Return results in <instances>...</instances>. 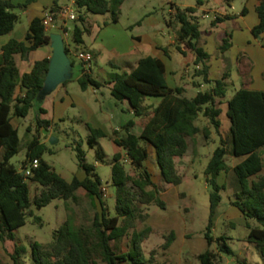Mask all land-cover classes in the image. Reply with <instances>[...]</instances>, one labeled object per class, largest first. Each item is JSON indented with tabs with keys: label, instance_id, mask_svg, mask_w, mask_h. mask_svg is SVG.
Masks as SVG:
<instances>
[{
	"label": "trees",
	"instance_id": "obj_1",
	"mask_svg": "<svg viewBox=\"0 0 264 264\" xmlns=\"http://www.w3.org/2000/svg\"><path fill=\"white\" fill-rule=\"evenodd\" d=\"M34 0L15 3L12 0H0V36L11 33L20 20L16 9H23ZM125 0H76L79 16L72 30L76 43H82L85 34L92 30V21L88 13L111 14L113 21H118L121 6ZM173 17L170 25H178L177 44L195 54L193 65L196 75L213 85L199 90L194 96L185 94L184 86L171 87L166 78V65L158 57L151 55L141 57L131 71L113 72L107 83H111L112 95L118 100L127 99L137 119H131L123 127L125 135L114 134V142L123 150L113 155L112 182L116 188V213L112 215L107 207L102 190L103 183L96 172V166L86 161L85 153L79 148V167L86 176L80 179L75 176L71 181L58 173L43 158L48 149L39 136L28 143L26 159L22 169L33 159L38 158L39 166L32 176L26 177L11 159L20 151L19 129L12 123V118L26 117L37 99L48 72L50 57L35 61L32 69L20 73L15 54L27 57L32 51L51 42V33L45 28L42 17L31 20L24 39L11 38L1 46L0 53V240H13L15 253L12 254L15 264H24L21 257L26 247L17 239L16 230L27 223L28 214H32L34 203L38 208L50 204L54 199H63L69 212L62 225L54 231L53 240L49 243L32 242L31 257L33 264H120L131 260L140 262L144 259L142 243L152 231L151 227L137 229L139 221H146L148 212L143 205L157 204L165 207L161 197L162 187L155 181L146 161L154 157L160 169L161 183L164 191L171 185L182 182L178 172L177 157L183 156L189 149L190 141H194L199 133L207 139L211 136L210 126H201V116L207 118L216 132L220 133L222 120L221 104L226 99L230 87L231 73L225 72L220 78L209 79L207 61L210 54L200 45L202 34L197 8H182L172 3ZM59 0H55L51 11L57 18L60 10ZM84 11H83V10ZM259 22L252 31L256 37L264 34V0L257 5ZM245 12V9L243 10ZM230 15L218 16L212 24L222 22ZM68 27L65 30L68 31ZM231 45L228 34L221 44L226 50ZM68 53L70 48L66 45ZM73 64L74 61L72 60ZM83 63V70L78 82L83 89L100 88L104 84L91 74V68ZM252 62L247 56L238 57V68L242 76L243 86L228 99V117L230 128L227 135H220L218 145L206 168L207 181L213 190L210 195L211 215L214 216L221 200V191L227 188L226 182H219L222 172L233 171L236 176V198L232 200L242 215L247 219L254 218L258 225L247 221L249 239L257 243L264 257V165L259 150L264 147V90H254L249 86L252 82ZM69 80L62 84H66ZM21 92L17 94V89ZM148 96L160 97L157 104L146 105ZM38 127L48 129L51 121L42 115L47 109L39 106ZM142 130L139 134L132 131L136 124ZM89 125L90 142L93 145L97 138L106 133L102 129ZM144 142V144L142 143ZM100 155V153H98ZM241 157L235 165L227 162V156ZM129 161L134 168L132 174L126 167ZM29 180L38 182L41 189L32 200ZM84 189L95 205L98 198L102 205L100 212H95L88 222H78L77 213L69 208V201L78 202V191ZM39 218V217H37ZM131 238L127 250L122 249L121 242L126 236ZM174 230L167 235L165 248L175 241ZM209 248L198 255L201 264H222V254L234 253L226 236L215 237L212 234V220L205 233ZM217 242V249L211 246ZM0 264H4L0 258ZM150 264H156L151 254ZM241 264H250L241 261Z\"/></svg>",
	"mask_w": 264,
	"mask_h": 264
},
{
	"label": "rangeland",
	"instance_id": "obj_2",
	"mask_svg": "<svg viewBox=\"0 0 264 264\" xmlns=\"http://www.w3.org/2000/svg\"><path fill=\"white\" fill-rule=\"evenodd\" d=\"M172 2L179 3L181 6L186 2L197 4V0H126L119 16L123 24L131 25L132 22L141 21L151 15L160 21L161 31L169 39L170 33L173 32V29L171 30L167 25V22L173 17ZM201 7L199 12L202 14L204 10L212 11L218 5L214 2L211 4L205 2ZM16 11L20 14V20L16 25L17 30H19L23 25L28 26V16L23 13L21 8L16 9ZM230 11L240 12L241 8L236 5L235 9L231 8ZM75 12L78 18V7H76ZM88 16L95 25L102 26L107 18H111L110 13H88ZM76 19H65L68 22L69 30L64 37L66 45L70 48L69 55L75 63V75L68 81V87L76 97H81L100 109V113H103V115L100 114V118L105 119L103 122L107 125L108 132L97 138L92 145L88 124L94 123V121L88 122L87 116L84 114L85 111L80 105L67 108L64 116H62L63 118L55 117L53 110L48 107L50 112L42 116L49 119L51 125L48 131L41 130L38 127L39 106L47 102L44 99L40 101V104L36 102L26 117H19V119L14 120L19 129L20 151L12 157L11 162L19 170H22V163L27 156V145L34 137L39 136L41 141L48 147L43 154V158L58 173L71 181L75 176L85 173L79 167L78 152L80 148L85 153L86 161L95 164L96 172L100 175L103 186L107 187V195L104 198L110 213L114 215L116 213V188L112 182V162L114 153L120 149L113 140L114 129H118L117 135H125L126 130L123 126L131 119H137V117L127 101L118 100L112 95L111 89L106 83L96 89L90 88L84 91L81 88L77 77L82 73L83 63L78 55L83 51V45H78L73 37L72 30ZM199 21L201 27L210 25V19L208 18L199 17ZM58 22L63 23V19L59 18ZM234 25H236V22H234ZM174 26L176 27V24ZM218 28L217 32L223 33L222 26ZM149 30L151 29L147 22H143V26L137 29V31L142 32ZM48 31L50 33L59 31L56 21ZM220 43H223L222 40H220ZM175 56L182 58L178 51L175 52ZM99 62L101 64L106 63L105 57L101 56ZM96 68L97 65L93 62V75L97 79L104 81L110 77L106 70L98 71ZM190 68L193 70L192 66ZM190 72L187 74L193 77L194 71ZM186 80L189 89L186 95L191 97L197 93L199 87L192 86L191 80ZM239 84L240 77L235 70L228 90V98L233 95ZM198 124L201 126L209 124L213 134L211 133V136L207 139L202 133H199L194 141H190L188 151L183 156L177 157L178 172L182 176L180 184L171 185L164 191L160 169L154 157L146 161L154 180L159 182L162 187L161 197L165 201V207L157 204L143 205L142 208L148 212L149 217L144 222L139 221L137 229L152 228V231L142 243L144 259L140 262L122 261L120 264H150L151 254L154 256L156 264H201L198 255L209 248L205 233L210 220H212V234L216 238L226 236L228 244L234 250L232 255L222 254V264H241V261H247L250 264H264V257L257 243L249 239V229L246 225L247 221L253 225H258L257 220L254 218L247 219L232 203V200L236 198L235 191L237 189L236 176L233 171L218 177L219 182L224 180L227 183V188L221 191L222 200L214 216L211 215L210 195L213 188L207 181L206 168L215 148L220 145L221 137L207 118L201 116ZM135 131H140L139 125L135 126ZM142 143L144 144L143 141ZM122 151L124 152L123 149ZM241 159V157L230 155L226 157L227 162L231 165ZM126 167L132 174L135 173L129 161H126ZM29 183L33 200L36 192L41 189V185L31 180H29ZM78 194L79 201L70 200L69 208L76 211L78 222H88L95 212L102 210L101 202L98 198H95V205H93L84 189H80ZM31 210L33 213L28 214L27 223L16 230L17 239L21 240L22 245L26 247V253L21 257L24 264H33L31 257L32 242H51L54 231L62 225L69 212L63 199H54L42 208H38L32 203ZM171 230L176 232L177 237L171 246L165 248L166 237ZM130 238L131 234L122 240V249L127 250L129 248ZM211 248L217 249L216 241ZM14 253L15 242L13 240H0V258L4 264H15L12 256ZM101 264L105 263L101 262Z\"/></svg>",
	"mask_w": 264,
	"mask_h": 264
},
{
	"label": "crops",
	"instance_id": "obj_3",
	"mask_svg": "<svg viewBox=\"0 0 264 264\" xmlns=\"http://www.w3.org/2000/svg\"><path fill=\"white\" fill-rule=\"evenodd\" d=\"M12 1L15 3H21L25 2L26 0ZM70 2L71 0H59L60 8ZM125 2L126 0L121 6V12ZM205 2L208 4L214 2V4H217L218 7L212 9V11L204 10V13L201 14L199 9L202 8L201 6H203ZM258 2L259 0H197V4L186 2L182 6L179 3L172 2L182 8L194 6L197 8L196 15L198 17L210 19V25L201 27L200 24L202 34L199 39L200 45L203 46L210 54V58L207 61V65L209 67V79L215 80L220 78L225 72L229 71L231 73V77L229 79L231 83L233 73L236 70L240 77V84L239 87L235 89V91L243 86L242 76L238 68V57L243 55L249 57L252 62V82L249 87L254 90H264V34L256 37L252 31L253 27L259 22V14L257 11ZM54 4L55 0H34L24 7L22 10L23 13L28 16V26L23 25L19 30H17L15 27L11 33L0 36V53L1 46L8 42L11 38H17L20 40L24 39L29 29L31 20L35 17H42L44 12L46 10H51ZM236 5L241 8V11L231 12L230 9H235ZM244 9L245 12H243ZM173 12L174 9L172 8V13ZM226 15H230V17L216 25L212 24L213 20H215L218 16ZM59 18L63 19V23L58 22ZM88 18L91 20L89 16ZM56 22L59 29V31L56 32L63 33L65 31V27L69 28L68 22L60 16H57ZM143 22H147L151 30L145 32L137 31V29L143 26ZM234 22H236V25H234ZM167 25L171 30L173 29V32H171L169 35V39H167L166 35L161 31L162 28L160 27V21L151 15H148V18L142 19L141 21H134L131 23V25L123 24L121 22L120 16L118 21H113L112 18L109 17L105 20L103 26L99 24L95 25L92 22L91 32L84 35V40L82 43L77 44L83 45V51H88L93 54V62L97 65L96 69L98 71L106 70L110 76L116 71H131L136 67L137 62L141 57L151 55L164 61L166 65L167 82L171 87L180 85L184 86L186 89L185 94H187L189 89L187 86L188 81L186 79H188L191 80L192 86L199 87V90L210 88L213 83H207L202 80V77L195 74L196 71L193 65L195 54L188 50L185 45L181 46L182 50L186 52L185 54L178 49L176 32L178 25H176V27L174 25H170L169 21L167 22ZM220 26H222L223 33L217 32V29H219L218 27ZM228 34L231 35V45L228 49L222 50V43H220V40L223 42L224 38ZM176 51L182 55V58H177V56H175ZM52 53L53 50L51 45L48 44L32 51L25 58L19 53L15 54L20 73L24 74L29 72L36 60L42 59L44 57H51ZM101 56L105 57V65L99 62ZM93 62L90 71L92 75L94 71ZM190 66H192L193 70H191ZM190 71H194L195 76L193 75V77H190L189 74H187L191 73ZM81 74L77 77V80ZM109 78L110 77H108V79ZM107 80L102 82L111 87V83H107ZM90 88L94 87H89L86 90ZM83 90L86 91L85 89ZM20 92L21 88H18L17 94ZM229 98L227 92L226 99L221 104L222 113L220 118L222 120V126L220 128L219 135L224 137L227 135L230 128V119L227 114V101ZM45 100L47 102L44 105H41L47 109L46 114H48L50 109H52L54 116L57 118H63L62 116H64L65 110L69 107H75L77 105L82 106L85 111L84 114L87 116L86 119L88 122H91V120L94 121V123H91L90 125H92L94 128L102 129L107 134L108 127L103 122L105 119L100 118V114L103 115V113H100V109L94 107L91 102L86 101L81 97H76L69 90L68 82L66 84H60L51 94L46 96ZM160 100V97L148 96L146 98L145 104H157L160 102ZM124 101L129 103L127 99ZM48 107H50V109ZM46 114H44V116ZM15 119H19V117L14 116L12 118L13 125L18 127V125L14 123ZM136 125L140 126L139 132L135 131ZM136 125L132 128V131L136 134H139L142 130V127L138 123ZM205 125L209 126V124ZM41 130L48 131V129L44 127H42ZM116 131H118L117 128L114 129V133ZM119 148L120 149L117 151H122L120 146ZM259 154L262 157L264 165V147L259 150ZM222 174H225V172H222L220 175ZM85 176L86 174L84 173L80 174L78 177L80 179H84ZM220 182L225 181L223 180ZM95 200L96 199H94V201Z\"/></svg>",
	"mask_w": 264,
	"mask_h": 264
},
{
	"label": "water",
	"instance_id": "obj_4",
	"mask_svg": "<svg viewBox=\"0 0 264 264\" xmlns=\"http://www.w3.org/2000/svg\"><path fill=\"white\" fill-rule=\"evenodd\" d=\"M51 35V48L53 50L44 84L37 99L43 101L60 84L70 80L75 75V67L67 49L64 34L53 32Z\"/></svg>",
	"mask_w": 264,
	"mask_h": 264
},
{
	"label": "built area",
	"instance_id": "obj_5",
	"mask_svg": "<svg viewBox=\"0 0 264 264\" xmlns=\"http://www.w3.org/2000/svg\"><path fill=\"white\" fill-rule=\"evenodd\" d=\"M76 0H71L70 3L64 5L58 12L57 16H60L64 19H76ZM56 21V15L51 10H46L43 14V24L47 30H49L50 26ZM68 31H64V35L67 34ZM78 57L85 63V66L87 68H91L92 62H93V54L85 51H81L78 55ZM40 161L38 158H35L31 160L25 168H23L21 171L24 176L29 177L34 174V170L39 166ZM104 195H107V187H102Z\"/></svg>",
	"mask_w": 264,
	"mask_h": 264
}]
</instances>
